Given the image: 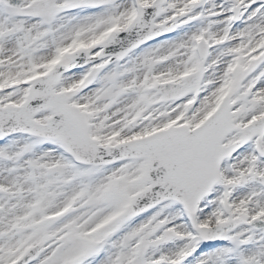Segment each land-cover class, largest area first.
Segmentation results:
<instances>
[{
	"label": "snow or ice",
	"instance_id": "obj_1",
	"mask_svg": "<svg viewBox=\"0 0 264 264\" xmlns=\"http://www.w3.org/2000/svg\"><path fill=\"white\" fill-rule=\"evenodd\" d=\"M0 264H264V0H0Z\"/></svg>",
	"mask_w": 264,
	"mask_h": 264
}]
</instances>
